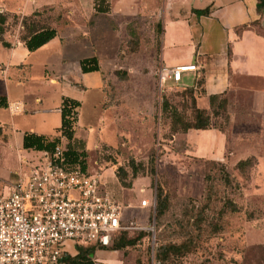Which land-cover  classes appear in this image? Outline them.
Instances as JSON below:
<instances>
[{
	"label": "rangeland",
	"instance_id": "374dc122",
	"mask_svg": "<svg viewBox=\"0 0 264 264\" xmlns=\"http://www.w3.org/2000/svg\"><path fill=\"white\" fill-rule=\"evenodd\" d=\"M164 1L127 0L126 8L129 6L135 11L128 15L118 13L116 28L101 34L97 32L94 49L104 74L102 95L95 90L84 94L69 86L70 82L94 86L96 79V73L88 74L89 79H84L81 68L74 65V50L78 52L75 55L85 53L82 46L80 51L75 43L66 45L72 54H69L70 65L66 73L61 75L63 82L51 85L48 80L43 83L44 79H38L40 63L50 61L55 70L58 68L56 50L51 49L32 57L34 66L30 71L14 68L8 72V77L0 73V91L4 89V82H10L15 74H23L28 75L29 81L23 82L22 88H11L16 95L30 96L41 87L46 97L56 98L63 94L80 101L75 138L83 141L87 171L98 177V191L113 194V189L122 203L133 196L136 207L125 209L123 224L133 222L137 227L124 231L127 236L143 235L133 248L137 254L149 250L147 257L153 260L156 244L181 243L192 235L195 220L203 216V232L194 247L187 254L172 257L169 264H264V104L256 105L254 95L243 86L224 97L227 102L224 112L211 119V126L227 136L229 151L222 163L239 183L240 190L224 186L219 170L209 160L192 156L184 135L172 132L170 119L160 111L161 98H168L169 105L181 118L190 120L191 117L185 93L169 83L160 88L157 81L160 43L157 24H160ZM41 4L43 7L36 9L38 14L30 18L38 28L73 23V19H65L64 10L71 11H66L69 17L78 19V13L72 9L78 8V0H41ZM24 5L33 4L31 0H0V33L10 45L20 41L23 34L21 15L16 12ZM90 28L89 24L86 25L87 31ZM108 36H113L117 46L111 52H106ZM67 48L66 53L69 52ZM7 53L0 50V61L7 62L9 57L13 59L15 56H6ZM116 72L126 74V79L119 80ZM181 83L189 87L188 77L182 75ZM250 86L261 89L260 101L264 102V83ZM55 103L56 99L50 100L48 105L53 107ZM33 113V116L25 115L28 121L36 119L40 111L34 110ZM0 119H7L3 109H0ZM8 135L6 130L0 136V152L2 164L14 171L3 182L0 193L4 195L21 175L43 161L39 153L15 150ZM251 153L255 154L257 164L249 171L250 179L246 181L234 169V164ZM19 155L21 164H18ZM30 156L32 158L28 160L26 157ZM130 164L133 165L130 167ZM132 167L137 169L136 186L133 187V182L129 189H124L119 185L116 169L126 170L130 179ZM210 181L215 184V189L211 202L207 204L206 183ZM141 188L143 193L139 191ZM156 188H161L168 200L167 210L158 220L155 219V209L140 207L142 200L155 195ZM230 201L239 208L237 212L231 213L224 207ZM254 233L259 234L260 239L249 241L250 234ZM60 249L65 255H72L77 247L72 241H65Z\"/></svg>",
	"mask_w": 264,
	"mask_h": 264
},
{
	"label": "crops",
	"instance_id": "0c3cea01",
	"mask_svg": "<svg viewBox=\"0 0 264 264\" xmlns=\"http://www.w3.org/2000/svg\"><path fill=\"white\" fill-rule=\"evenodd\" d=\"M31 1L32 6H21L16 13L20 14L21 17L28 16L36 9L43 7L41 0ZM111 1L112 10L109 14L95 15L92 9V0H78V8H72L78 13V19L69 17L66 14L71 13V11L64 10L65 19H73L74 22L53 27L56 30V37L34 52H28L18 40L11 44L10 49L3 48L0 45V50L8 52L6 56L15 55L12 56L13 59L9 57V61L6 60L7 62L0 61V73L3 76L7 74L8 77V72L14 68L30 71L34 66L32 57L52 49L56 50L58 56L59 65H56L58 68L55 70L48 60L46 61L49 63H40L38 68L41 67V69L38 79H44L43 83L48 80L49 84L56 85L58 82L64 81L61 75L66 73L67 67L70 65L68 58L69 54L72 53L66 45L75 43L80 51L82 46L85 53L75 55L78 52L76 53V49L74 50V57H72L74 65L80 67V62L83 59L95 57L98 61L99 71L82 73L84 79H89L88 74L96 73L94 74L96 75L94 86L77 82H70L69 86L74 87L78 92L79 90L83 91L84 94L95 90L101 92L102 95L104 74L101 71L100 58L94 49L96 37L98 36L97 32L100 31L101 34L109 29L116 28L115 18L119 16L118 13L128 15L130 12L135 11L132 8L130 9L129 6L126 8L125 3L127 0ZM65 7L64 9H66ZM206 8L209 10L208 15L198 16L193 13V10H204ZM159 21L162 28L159 39V68H172L189 64L197 66V80L201 81L199 87L196 86L197 80L195 81L192 73H184L183 75L184 78L188 77L189 87L202 91L201 95L196 97V106L199 109H209L210 96L227 95L231 90L243 86H246L244 88L254 95L256 105L258 103L261 106L264 104L260 101L262 100L261 89L250 86L254 83H264V8H258V0H165ZM88 24L91 26L89 31L86 30ZM120 24H122L121 21ZM4 41L7 42L5 38ZM105 44H108L106 52L116 50L117 46L113 36H108ZM66 48L69 50L68 53L65 51ZM27 76L15 74L10 82H4V89L0 91V97H4L7 102L6 108H0L6 112L7 117L6 120L0 119V136L7 130L12 141L11 147H14L15 150L23 149L22 139L25 133H35L47 137H52L57 133L60 126L59 109L62 98H69L80 103L78 99L63 94L57 95L56 98L46 97V93L43 92L41 87H38L36 92L30 96L24 93L14 94L11 88H22L23 82L29 81ZM177 87L182 88L185 86L180 82ZM55 99V105L53 107L49 106L48 102L50 100L55 101ZM12 105L18 106L13 114L9 110ZM34 110L40 111L38 117L34 118L33 121H28L25 115L32 114L33 116ZM183 137L190 145L192 156L217 162H224L226 159L229 143L224 133L214 129L208 131L189 130ZM18 158V164H21L22 157L19 155ZM26 158L31 160L32 157ZM2 162L0 152V190L3 182L8 180L11 171H14L13 168L3 165ZM134 186H136L135 181ZM133 190L135 189L129 191ZM112 191L119 200L117 192L113 189ZM135 203L133 196L130 195V199L123 200L122 205L135 208ZM249 237H251L248 238L249 241L260 239L257 233L250 234ZM81 248L94 249L91 253L93 264H136L138 257L137 251L129 247L123 250L100 247ZM76 254L77 250L70 256ZM149 264L158 263L151 260Z\"/></svg>",
	"mask_w": 264,
	"mask_h": 264
},
{
	"label": "built area",
	"instance_id": "2783aa9c",
	"mask_svg": "<svg viewBox=\"0 0 264 264\" xmlns=\"http://www.w3.org/2000/svg\"><path fill=\"white\" fill-rule=\"evenodd\" d=\"M197 72L189 64L160 67L156 75L162 88L167 83L178 86L184 73H192L196 81ZM17 108L9 107L10 113ZM61 149L57 146L54 155L42 153L38 166L21 175L7 195L0 193V264H59L65 241L79 248H109L119 232L137 229L133 222L123 224L129 205L98 191L97 176L54 162ZM140 207L154 210L155 195Z\"/></svg>",
	"mask_w": 264,
	"mask_h": 264
},
{
	"label": "trees",
	"instance_id": "16d2710c",
	"mask_svg": "<svg viewBox=\"0 0 264 264\" xmlns=\"http://www.w3.org/2000/svg\"><path fill=\"white\" fill-rule=\"evenodd\" d=\"M258 8H264V0H258ZM92 9L95 15H107L112 10L111 0H92ZM193 13L198 16H204L209 14V10L206 8L204 10H193ZM38 12L34 11L28 16H22L20 20V27L23 30V34L20 37V42L26 48L28 52H34L44 45L48 44L52 39L56 37V30L53 27H37L34 22L30 21V18L35 17ZM1 15V14H0ZM157 29L162 32L161 23L157 24ZM126 32H128V27H126ZM0 45L3 48L10 49L11 45L4 41L2 33H0ZM129 48V42H127ZM81 71L87 72H98L99 65L95 57H90L83 59L80 62ZM119 80L124 81L126 79V74L121 72H116ZM201 81L197 80L196 86H200ZM183 93L189 99V106L191 117L190 120H185L181 118L180 114L175 108L169 105L168 98H161L160 111L168 116L170 119V130L175 134L181 133L184 135L189 130L195 131H208L211 129L217 130L223 133L220 129L215 128L214 125L211 126V119L221 116V113L226 107V100L222 95H213L209 97V109L202 110L196 106V97L201 95L202 91L195 90L192 87H182L180 88ZM80 103L78 101L62 98L60 104V126L57 133L52 137H47L43 135H37L35 133H25L22 139V148L24 150L33 151L35 153H49L54 155V150L57 146H61V156L55 158L54 162H58L66 169H77L83 174H89L85 163V150L83 141L75 138V129L77 127V115ZM7 102L4 97H0V108H6ZM132 163V160L129 161ZM219 172L221 173L220 180L224 186H233L234 189L240 190L239 183L228 173L225 165L222 162L209 161ZM257 164V160L253 155H249L243 159L238 160L234 164V169L240 174V176L248 181L249 171ZM133 164H130V167ZM153 171V170H152ZM137 174V169H131L130 179L128 178V173L123 168L116 169V177L118 178L119 185L122 188L129 189L134 182ZM129 179V180H127ZM215 189V184L213 181L206 183V193L205 200L209 204L211 202L212 194ZM115 197L116 194H114ZM168 207V200L163 194L161 188H156L155 193V219L161 218ZM224 207L231 213L237 212L239 208L233 204L231 201L226 202ZM202 211V209H201ZM203 216L195 220L193 224V232L189 238H186L179 244H156L154 249L153 261L158 264H169L172 257L182 256L189 253L191 247H194L195 241L201 237L203 232ZM143 238V235L138 234L136 238H131L127 236L125 232H119L112 240L111 246L107 249L111 250H123L127 247L135 248L139 240ZM264 243V235H263ZM94 251L93 248L82 249L77 247V254L75 256L64 255L60 264H93L91 260V253ZM149 250L146 252L148 253ZM138 254L136 259V264H149L151 260L147 257V253Z\"/></svg>",
	"mask_w": 264,
	"mask_h": 264
}]
</instances>
